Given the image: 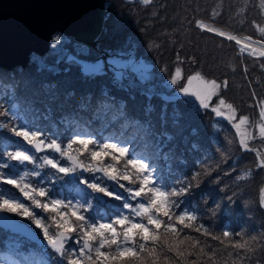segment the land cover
<instances>
[{"label":"snow or ice","instance_id":"obj_1","mask_svg":"<svg viewBox=\"0 0 264 264\" xmlns=\"http://www.w3.org/2000/svg\"><path fill=\"white\" fill-rule=\"evenodd\" d=\"M142 2L147 5L152 0ZM258 7L264 18V0H259ZM220 14L213 9L211 18L214 19ZM194 23L200 30L213 33L227 41H234L240 46V54L247 53L249 56L264 58V26L257 21L253 20L251 23L260 34V39H254L251 35H233L203 20H195ZM55 39L59 41L60 37ZM261 67L264 68V64H261ZM85 70L95 73L102 70V65L97 63ZM181 79V69L176 67L171 84L177 85ZM185 79L186 83L180 86V91L186 96L194 97L200 107L205 109L210 107L214 97L217 98L218 105L212 107V111L232 124L240 148L254 152L257 158L256 167L264 169V152L250 146V141L257 139V136L251 130L242 131L241 128L242 125L258 127V137L264 144V100L260 104L258 123L250 122L247 115H241L236 122V108L219 96L221 89L228 87L227 80L218 82L216 79H207L200 72L190 74ZM108 107L110 106L104 105L105 110ZM13 108L20 110V105L10 104L9 109L0 115L9 114ZM153 111L155 109L151 104L145 107L147 116L150 117ZM118 115H124L123 105ZM117 118V115L113 116V120ZM161 123L166 127V114H162ZM71 125L69 130L72 134L65 143L60 139L59 133H55L54 138H49L43 128L33 121L23 119L9 128L15 137L22 140L13 142L17 148L7 153L6 161L0 158V185H12L22 194L21 198L15 193L9 195L0 190V213H14L27 218L40 229L43 235L41 243L59 257L61 264H217V249L208 243L202 244L199 238L185 233V229L211 237L226 248L230 247L240 264H243L242 253L246 256L256 250L253 247L255 243H259L256 236L248 235L245 238L247 234L243 232L223 231L222 239L209 232L203 224L194 227L192 222L198 219L197 215L182 207L183 201L176 199L185 196L193 185L185 184L182 179L169 185L159 174V169L153 161L152 150L160 152L163 141L169 140L170 136L167 132H155L150 120L143 123L138 120H126L121 126L122 131L118 138L109 137L103 140L85 132L83 127H88L87 124L81 127L79 121L72 120ZM2 127L9 126L5 123ZM129 129L132 130L131 135L124 140L123 137ZM48 151L58 156L35 155ZM7 161H15L17 164L11 165ZM27 165H32L31 171L16 170L17 166ZM45 168L54 170L52 177L57 180L71 178L66 184L70 185L68 190L75 194L72 199L64 196L62 192L53 194V189L47 186L52 183V179L41 172ZM4 169L8 171L5 172ZM83 173L92 176L86 178ZM205 175H211V171L207 170ZM250 175L248 172L237 179H245ZM199 176L200 173H196L192 179L198 181ZM29 177L36 179L31 180ZM105 180L114 182L128 195L124 196L111 190ZM177 183L181 186L177 187ZM195 186L199 187V183ZM104 197L121 201L120 210H115L111 217L87 215L94 206L93 201L101 202ZM258 202L264 207V186L259 189ZM36 209L48 215L41 216ZM124 209L127 210L126 213ZM6 219L0 217V220ZM234 236L239 239H232ZM69 241H72L71 245ZM226 241L228 243H225ZM228 255L231 257L233 253L229 252ZM189 257L194 259L189 261ZM39 264L49 262L42 259ZM233 264H236V261H233Z\"/></svg>","mask_w":264,"mask_h":264},{"label":"rangeland","instance_id":"obj_2","mask_svg":"<svg viewBox=\"0 0 264 264\" xmlns=\"http://www.w3.org/2000/svg\"><path fill=\"white\" fill-rule=\"evenodd\" d=\"M120 1L122 0H106L107 14L105 19L107 20V25L109 27L119 26L120 29H123L130 23L127 18L134 21V24L130 23L133 25V31H130L127 36L120 40L118 47L108 50L102 47L101 41L97 38L96 40H88L91 45L89 53H83L82 51L78 53L77 48L81 40L74 37H64L63 34L57 33L55 37H60V40L52 39L53 51L44 56L32 54L28 66L25 68L20 67L19 74L33 81L37 88L40 87V84L45 85L47 88L51 87L54 91L47 95L49 101L71 105L73 107L72 117L80 122V126L83 127L84 124H87L88 127L86 128L88 130L92 129V132L100 133L96 138L101 140L114 137L108 133L111 130L114 131L115 137L118 138L120 134H116L119 131L117 123L124 118L126 120H138L141 123L150 120L155 132L161 129L165 130L174 141L176 138L175 144L181 145L186 151L188 148L194 149L199 146L209 147L208 139L205 136H208L209 131L212 129L210 120H212V117H216L212 107L218 105V99L214 97L210 102V107L205 109L200 107L199 102L194 97L186 96L180 91V86L186 83L185 78L196 72L202 73L206 78L209 77L207 79L218 77V82L223 81L224 78L228 79V87L222 88L219 96L236 108V122H238L241 115L249 116L250 122H259V108L261 101L264 100V97L257 95L258 88L264 90V79L258 76L264 74V68L261 67V64H264V60L260 62L259 59L264 58L249 56L247 53L240 54L239 48L236 49L238 52L234 53L238 45L235 42L227 41L225 38H210L206 34L200 37L196 35L194 21L198 20V18L192 12L197 6L198 0H187L188 2L184 0L183 3L185 4H176V7H167V9L164 5L144 7L136 4L126 7ZM221 2L225 4L224 11L219 18L221 25L214 24L206 19L203 21L233 34L248 36L243 33L251 31L248 12L254 0H221ZM141 3L144 4L143 2ZM113 6L116 9L111 11ZM241 9H244V11H241ZM142 23H144L143 27L141 26ZM135 29L138 31L136 32ZM199 31L203 30L199 29ZM83 41L85 40L83 39ZM65 49V54L74 52L88 60H92L93 62L90 66L100 63L102 70L95 73L84 72L80 64L73 60L68 61L66 55L62 56V52ZM187 56H190V58H187ZM176 67L181 69L182 79L177 85H172L171 78L175 73ZM245 68L247 69L246 72L244 71ZM0 69L7 68L0 66ZM11 69L8 71H16L17 68ZM5 90L0 87V105H2L0 113L7 111L6 106H3V102L8 100L9 105L18 104L19 90L14 87ZM39 92L43 93L40 90ZM244 94L247 95V98ZM113 96L125 97L126 100L131 102L128 105L134 106L136 109L133 110V113L127 111L119 99H116L118 102L116 105L118 106L115 108L113 102L109 103ZM172 101H178L175 107L172 106ZM149 104L154 107L155 111L152 112L150 117L147 116L145 119L142 114H145V107ZM162 104L164 105L163 109H161ZM81 105H84V107H81ZM104 105H109L110 107L105 110ZM121 105H123V116L118 115L121 111ZM160 109L162 111L161 114H166L167 116L166 127L159 126L160 119L156 111L159 112ZM95 110H98V115H96ZM253 111L256 113L252 115ZM12 113H16V115ZM175 113L180 116L178 120L173 118ZM10 114H12L14 120H21L19 110L16 108H13ZM114 115L118 116L116 120H113ZM222 118L232 127V124L227 119ZM5 121L4 115H0V132L15 137L9 129L2 127ZM101 124L105 125L104 131L96 130L101 127ZM48 125L50 126L51 123H48ZM54 125L55 127H60L57 130L59 131L60 139L66 143L72 134L69 127L67 128L60 124ZM241 128L242 131L245 129L251 130L257 136V139L250 141V146L255 147L260 152H264V144L258 137V127L250 128L249 125H242ZM232 129L231 132L223 135L222 147H212L213 151L223 157L218 163L213 162L214 169H235L236 167L231 165V159L236 155L244 154L241 159L242 165H254L259 170V174H263L260 184L261 187L264 186V169L256 167L257 158L254 152L249 153L250 151L247 152L240 148L235 129L233 127ZM192 130L195 131L192 133ZM131 131L130 129L124 135V140L129 138ZM47 135L49 138H53L50 134ZM16 148L11 152L15 151ZM152 153L155 167L159 169V172H164V164L159 160L156 150L153 149ZM40 155L58 156V154L50 151L41 152ZM0 158L5 161L7 158V153L3 151L1 143ZM159 161L160 163H158ZM7 162L11 165L17 164L15 161ZM61 162L63 163V161ZM16 170L20 172L31 171L32 165H27L26 167L17 166ZM43 170H46L49 178L52 179V183L48 184L52 189L54 184H57L58 181L63 182L64 179L62 188L53 189V194L62 192L69 199L75 196L74 193L68 190L70 185L66 184V181L71 179L70 177L54 181L55 177H52L54 170L45 168L41 172ZM3 171L7 172L8 169ZM85 174L89 177L92 176L89 173ZM95 175L100 176L101 174ZM163 178L168 183L164 173ZM29 179L35 180L36 178L29 177ZM105 182L108 184L109 181L105 180ZM121 182L125 183L124 181ZM257 183L259 184L258 181L254 180L249 182V184L255 185ZM112 185L114 186L115 183H112ZM3 186L6 191L15 189L12 185L2 184L0 185V190L2 191H5ZM115 186H117L115 191L118 192L120 188L118 185ZM120 190V193L124 196L128 195L123 189ZM13 193L22 198V194L17 189ZM185 196L177 199L184 200ZM24 202L27 203L26 201ZM117 203V200L104 197L103 201L93 204L97 205L98 209L97 206L93 207L87 215L97 216L95 213H100L105 209L99 215L111 217L114 215L115 210H120L122 202L119 201V204L116 205ZM133 203L135 202L133 201ZM123 211L127 212L126 209ZM8 214L35 228L39 236L36 241L21 238L16 231L0 226V264H13V262L15 264H39L42 259L48 260L49 264H60L58 262L59 257H56L51 252V249H46L41 243L43 235L40 229H37L25 217L17 216L14 213ZM71 244L72 241H69V245Z\"/></svg>","mask_w":264,"mask_h":264},{"label":"trees","instance_id":"obj_3","mask_svg":"<svg viewBox=\"0 0 264 264\" xmlns=\"http://www.w3.org/2000/svg\"><path fill=\"white\" fill-rule=\"evenodd\" d=\"M122 1L120 2L122 4H125L126 7L136 4L144 7H150L152 5H158V6L164 5L166 9L167 7L174 8L176 7V4L177 5L185 4L183 3L184 0H152V2L147 5L142 4L141 1H129V0H122ZM185 1L188 2L187 0ZM258 5H259V0H254L253 5L251 6L248 12V21L251 31H247L243 33L245 35H251L255 39H260V34L254 28L251 22L255 20L261 26H264V18H262L260 14ZM224 6L225 4L224 3L222 4L221 0H198V4L193 10L192 14H196L197 16L196 18H198V20L206 19L209 22L221 25V23L219 22V18L224 11ZM115 9L116 8L113 6L111 11ZM213 9L221 13L219 16H216L214 19L211 18ZM127 20H129L130 23L134 24V21L130 20V18H127ZM104 23H105L104 29L99 35L98 39L101 41L102 47L108 50H112L118 47L120 44V40L125 36H127V34L130 31H133V25L130 23L123 29H120L119 26L109 27L107 25L106 19ZM141 26L143 27L144 23H142ZM195 28H196L195 34L198 35L199 37L205 34L208 35L210 38L219 37L213 33H208L205 32L204 30L199 31L197 27ZM135 31L137 32L138 30L135 29ZM55 35L52 38L53 40H55L56 38ZM153 35L155 34L153 33ZM53 40L51 41V43L53 42ZM231 42L234 43V41ZM238 48L239 46L235 48L234 53L238 52V50H236ZM77 49H78L77 50L78 53H80V51H82L83 53H89V50L91 49V45L88 41L81 40L79 41V47ZM52 51L53 49L51 44L49 53H51ZM65 52L66 49L62 52V56L63 55L67 56L68 53L65 54ZM187 58H190V56H187ZM263 60L264 59H259L260 62ZM16 68H17L16 71H8L6 69H0V87L3 90L9 89L10 87H14L17 90H19L20 93L18 94L19 99L17 100V103L20 105L19 114L21 120L27 119L35 122L37 126L45 130L46 134H50L51 137L54 138V134L58 133L59 131L57 130L60 128L59 126L55 127L54 124L65 125L71 123L72 120H75L71 114V112L73 111L72 109L73 107L71 105L68 106L67 104L61 102L53 103L52 101H49V97H47V95L49 93H53L54 90L51 87L47 88L43 84H40L39 88H37V86L35 87V83L33 81L25 78V76H23L22 74H19L20 67H16ZM258 76L264 79V74ZM214 79H216L217 81L219 80L218 77H214ZM224 80L228 81V79L226 78H224ZM39 90L43 91V93H40ZM244 96L246 97L247 95L244 94ZM116 99H119L124 104V108H126L127 111L133 113V110L136 109V107L128 105L131 102L126 100L125 97L123 96H113L112 100L109 101V103L113 102L115 104L114 106L115 108H117L118 106L116 105L118 103ZM244 101L246 102V100ZM171 103H173L172 106L175 107L178 101H172ZM3 106H6V109L8 110L10 106L9 101L7 100L6 102H3ZM163 106L164 105L162 104L161 109H163ZM161 109L159 112L156 111L157 116L160 119L159 126H162ZM95 112L96 115L99 114L98 110L97 111L95 110ZM142 116L145 119L147 117V115L144 113L142 114ZM4 118H6L5 123H7L9 126L7 129H9L15 124H18L21 121V120H14L12 114L10 113L4 115ZM173 118L178 120L180 116L177 113H175ZM121 120L125 122L126 119L123 118ZM64 121H67L68 123H64ZM122 121L117 123L119 129V131L116 133L117 135H119L120 131L122 130L121 128ZM48 123H51V125L49 126ZM210 125L212 126V129L210 131L208 130L209 131L208 136H205V138L208 139L207 141L209 147L199 146L194 149L188 148L186 151V149L182 148L181 145L175 144L176 138L175 141L173 138L163 141V148L161 149L162 152H160V154H158L159 152L156 153L159 156V160L164 164V168H165L164 173L165 176L167 177V182L171 185L173 181H178L182 179L185 184L191 183L193 185V187L184 197V200L183 199H179V200L183 201L182 207L193 211L197 215L198 219L192 222L194 227L203 224L209 230V232H211L215 236L221 237L222 239H223L222 237L223 231H229L231 233L243 232L247 234L245 238H247L248 235L256 236L259 241V243H255L253 245V247H255L256 250L254 252L247 253L246 256L243 253L241 254L243 259V264H264V207H261L258 202L259 189L261 187L260 179L263 177L262 176L263 174L261 173L260 175L259 170L256 169L254 165H249V166L242 165L241 159L244 156V154L236 155V156L233 155L234 157L231 159V165H233V167L235 166L236 167L235 169H223V170L214 169L213 162L215 161L218 163V161L223 157L216 151H213L212 147L214 148L222 147L223 135L228 134L233 129L227 123L226 120H224L222 117L219 116L212 117V120H210ZM104 126H105L104 124H101L100 128L97 129L95 128V129L99 131H104ZM194 131L195 130H192V133ZM159 132H166V131L161 129L157 133ZM108 133L115 137L114 131L111 130L108 131ZM21 140L22 138L20 137L8 136L0 132V143L3 148V151H5L6 153L11 152L17 147V145L14 144L13 142L21 141ZM157 143L160 142L157 141ZM160 161L158 163H160ZM207 170L211 171V175H207V176L205 175V172ZM248 172H250L251 175L247 176V178L237 179V177L239 176H245L246 173ZM196 173H200L198 181L192 179L193 175ZM42 174L49 177V174L46 173V170H43ZM159 174L163 176V172L160 171ZM83 175L86 178H91L87 176L85 173H83ZM252 180L258 181L260 185L258 183L256 185L249 184V182H251ZM54 181H56L55 178ZM112 183L114 182L109 181L107 185H109L111 190H116L117 186L115 185L113 186ZM197 183H199V187L195 186ZM57 184H60V181H58ZM55 186L56 184L53 185V189H55ZM176 186L179 187L181 185L177 183ZM48 187L52 188L50 185ZM3 189L5 190L6 193L9 192L6 191V188L4 186ZM120 191L121 190L118 189L119 193ZM26 202L30 203L28 201ZM97 203L98 202L93 201V204H97ZM118 204L119 201L116 205ZM96 206L97 205H94L93 207ZM35 211L37 213L39 212V215L41 216L48 215L47 213L41 212V210L39 209H36ZM103 211L95 214H101L103 213ZM184 232L199 238L202 244L208 243L212 245L214 248H216L217 264H233V261H236V264H240V261L236 259L234 250L231 249L230 247L226 248L225 245L221 244L219 241L212 240L211 237L208 236H202L200 233H197L191 229H185ZM18 236L22 238L21 235ZM232 239H239V237L234 236L232 237ZM225 243H228V241H226ZM229 252L233 253L231 257H229L228 255ZM192 259H194V257H189V261H191ZM58 262L61 264L60 260H58Z\"/></svg>","mask_w":264,"mask_h":264},{"label":"water","instance_id":"obj_4","mask_svg":"<svg viewBox=\"0 0 264 264\" xmlns=\"http://www.w3.org/2000/svg\"><path fill=\"white\" fill-rule=\"evenodd\" d=\"M105 2L106 0H0V66L7 69L25 68L32 54H47L57 32L79 40H83L82 34H88L96 40L104 28L107 14ZM66 59L80 64L84 72H87L85 69L93 62L74 52H69ZM0 217L7 218L0 220V225L32 239L37 238L36 232L25 222L8 213H0ZM19 225L24 227H18Z\"/></svg>","mask_w":264,"mask_h":264},{"label":"bare ground","instance_id":"obj_5","mask_svg":"<svg viewBox=\"0 0 264 264\" xmlns=\"http://www.w3.org/2000/svg\"><path fill=\"white\" fill-rule=\"evenodd\" d=\"M210 25H212V24H210ZM212 26H214V25H212ZM214 27H216V26H214ZM218 28V27H217ZM221 29V28H220ZM221 30H223V29H221ZM223 31H225V30H223ZM226 32H228V31H226ZM230 33H232V32H230ZM233 34V33H232ZM233 35H236V34H233ZM237 36H239V35H237ZM240 37H243V36H240ZM81 38H83L84 40H92L93 39V37L91 36V35H88V34H82V36H81ZM50 51V50H49ZM49 51L47 52V54L49 53ZM46 54V55H47ZM37 55V54H36ZM32 56V55H31ZM39 56V55H38ZM6 70H10V69H6ZM62 126H66L67 128L69 127H71L72 125H71V123H69V124H62ZM83 130L84 131H87V133H89V134H94L96 137H98L99 136V134L100 133H96V132H92V130H88V128H86V127H83ZM130 130V129H129ZM41 154V152L40 153H38V154H35L36 156H42V155H40ZM164 173V172H163ZM164 175H165V173H164ZM63 183H64V180H63V182L62 181H60V184H56V186H55V189H61L62 188V185H63ZM125 184H127V182H125ZM15 191V189H11L8 193H6V194H12L13 192ZM27 224V223H26ZM28 226H30L29 224H27ZM31 227V226H30ZM35 232H36V234H37V238L36 239H32V238H30V237H28V236H26V235H24V234H22V233H20V232H18V231H16V230H14V231H16L17 233H19L23 238H28V239H31V240H37L38 239V233H37V230L35 229V228H33V227H31Z\"/></svg>","mask_w":264,"mask_h":264},{"label":"flooded vegetation","instance_id":"obj_6","mask_svg":"<svg viewBox=\"0 0 264 264\" xmlns=\"http://www.w3.org/2000/svg\"><path fill=\"white\" fill-rule=\"evenodd\" d=\"M257 95H258L259 97H264V90L258 88V89H257ZM253 113L255 114L256 112L253 111ZM253 113H252V114H253Z\"/></svg>","mask_w":264,"mask_h":264}]
</instances>
